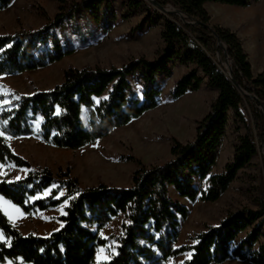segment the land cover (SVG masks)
<instances>
[{
	"label": "trees",
	"instance_id": "trees-1",
	"mask_svg": "<svg viewBox=\"0 0 264 264\" xmlns=\"http://www.w3.org/2000/svg\"><path fill=\"white\" fill-rule=\"evenodd\" d=\"M13 1L0 0V11ZM57 1V14L41 29L0 34L1 75L38 70L72 55L76 48L66 32L68 23L79 39L87 41L86 36L95 35L92 24L110 30L116 17V0ZM155 1L161 7L179 10L184 18L162 13L146 0L121 3L127 9L125 15L144 11L149 27L156 25L153 18L162 21L163 47L155 60L141 57L122 67L69 68L63 82L48 90L0 95V130L5 132L0 137V164L28 170L18 180L0 176V196L28 216L67 201L63 214L57 216L61 226L47 235L23 234L0 209V231L7 240L0 241V264H165L184 253L190 256L183 264H221L227 260L264 264V180L255 200L256 210L243 207L229 212L218 225L194 234L191 245H177L180 219H186L189 211L170 196L174 191L190 202H217L260 152L259 142H264V71L253 74L241 39L232 30L213 25L206 8L209 3L247 7L252 0ZM80 19H85V33ZM218 39L226 45L233 62V79L254 95L255 101L242 95L215 61L222 51ZM171 60L188 72L174 84L168 101L197 92L203 85L217 96L197 122L194 140L184 144L174 139L171 159L164 164H139L130 187L104 183L82 187L69 169L56 177L47 167L32 166L9 145L7 137H35L70 150L96 143L159 106L162 89L157 86V76L163 72L169 76L167 62ZM229 112L244 134L234 145L232 161L223 172L212 174ZM197 181H206L207 187L196 186ZM119 215L123 216L119 234L102 238L101 230ZM109 242L114 243L112 251L97 262L98 250Z\"/></svg>",
	"mask_w": 264,
	"mask_h": 264
},
{
	"label": "rangeland",
	"instance_id": "rangeland-1",
	"mask_svg": "<svg viewBox=\"0 0 264 264\" xmlns=\"http://www.w3.org/2000/svg\"><path fill=\"white\" fill-rule=\"evenodd\" d=\"M121 3L122 0L113 2L116 17L111 29L102 30L95 23H91L92 30L96 31L93 38L85 35L87 41L79 39L78 35L74 34L71 23L67 24L66 32L76 48L72 55L38 70L10 75L0 74V95L12 91L31 94L36 90H48L63 82L64 72L69 68L122 67L131 60L141 57L149 61L155 60L158 51L163 47L160 36L162 21L153 18L156 25L149 27V17L144 11L125 15L127 9ZM59 6L57 0H14L7 9L0 11V34L39 30L52 21ZM206 8L212 17V24L222 27L237 25L240 23V17L246 13V9L222 4H208ZM245 8H250V28L258 40V45L261 46L264 42V0H252ZM79 25L85 33V19H80ZM56 32L62 39L61 30L58 29ZM215 61L224 72L230 69L232 71L234 65L226 60L223 50L216 54ZM167 65L170 68L169 76H166V72L157 76V86L162 89L159 106L128 125L116 128L110 135L94 144L70 150L48 145L35 137H7L8 143L17 155L32 166L47 167L56 177L69 169L71 177L77 179L82 187H94L101 183L130 187L132 174L138 169L139 164L147 167L164 164L171 159L170 150L174 139L184 144L194 140L197 122L209 112L210 105L217 96L216 91L203 85L197 92L168 101L167 97L172 87L188 69L175 64L173 60L167 62ZM244 92L248 94L245 90ZM242 134L243 127L235 122L232 113L229 112L228 128L218 150L217 163L212 174L223 172L225 166L232 161L234 145ZM259 147L258 156L252 159L249 167L239 173L237 179L217 202H190L171 191L172 199L187 207L189 211L186 219H180L178 246L193 244L191 238L194 234L203 231L206 226L218 225L229 212H235L243 207L257 209L255 200L259 198V190L264 180V142H259ZM1 166L0 164V176L7 175L9 180H18L17 176L22 179L28 172L27 169L16 168L13 165ZM196 186L206 188L207 182L197 181ZM49 193L50 190L46 191L45 195ZM65 205L66 203L31 216L20 210L22 214L10 221L25 235L29 233L47 235L60 227L61 223L57 216L63 214ZM9 210L15 215L14 209ZM2 211L5 214L4 210ZM122 222V215L114 218L101 230V237L109 238L111 235L119 234ZM248 233L249 230L241 233L236 243ZM113 244L109 242L106 247L100 248L103 249L102 252L98 250L101 258H97V262L105 260L104 257L107 258ZM188 254L169 259L165 264H181L189 258ZM4 264H9V261ZM221 264L252 263L227 260Z\"/></svg>",
	"mask_w": 264,
	"mask_h": 264
},
{
	"label": "crops",
	"instance_id": "crops-1",
	"mask_svg": "<svg viewBox=\"0 0 264 264\" xmlns=\"http://www.w3.org/2000/svg\"><path fill=\"white\" fill-rule=\"evenodd\" d=\"M209 4H213V3H209ZM235 8H239L243 10L246 9V13L240 17V23H238L235 26L224 25L223 27L232 30L241 39V41L243 42V47L246 53L248 54L249 61L252 66V72L256 76L264 71V42L261 46H259L258 40L253 34L252 28H250V8H245V7H235Z\"/></svg>",
	"mask_w": 264,
	"mask_h": 264
},
{
	"label": "water",
	"instance_id": "water-1",
	"mask_svg": "<svg viewBox=\"0 0 264 264\" xmlns=\"http://www.w3.org/2000/svg\"><path fill=\"white\" fill-rule=\"evenodd\" d=\"M151 6H153L154 8L158 9L159 11H161L162 13H174V14H178L179 16H181V18L183 19V14L182 12H180L179 10H172L171 6H167V7H161L158 5V3L155 0H146ZM218 46H220L222 48V50L225 53V57L226 60L230 63H233L232 60L228 57L227 55V47L226 45L220 40L218 39ZM226 76L230 79V81L234 84V86H236V88L239 90V92L244 95V96H249L253 101L256 100V97L254 95H249L247 93L244 92V90L235 82V80L232 77V71L230 69V71L225 72Z\"/></svg>",
	"mask_w": 264,
	"mask_h": 264
},
{
	"label": "snow or ice",
	"instance_id": "snow-or-ice-1",
	"mask_svg": "<svg viewBox=\"0 0 264 264\" xmlns=\"http://www.w3.org/2000/svg\"><path fill=\"white\" fill-rule=\"evenodd\" d=\"M14 95V93L12 94ZM57 109L59 110V106H57ZM4 125L7 124V121L3 122ZM5 136V132L0 130V137ZM16 179H19V176L16 177ZM61 195H63V193H61ZM65 203H67V201H65ZM0 208H2L5 212V214L8 216L9 220H13L14 218L18 217V215L22 214L20 212L19 206L17 205H13L11 203V201H5L3 197H0ZM9 208L14 209L15 210V215L13 213V211H10ZM130 223V221H129ZM0 240H5V242H7L6 237L4 236V234L2 232H0ZM103 249H100L99 252H102ZM98 252V259L101 258V256L99 255ZM190 255V253L188 254ZM106 259V257H104ZM22 260V258H20ZM9 264H11V261H9ZM181 264H183V262H181Z\"/></svg>",
	"mask_w": 264,
	"mask_h": 264
}]
</instances>
